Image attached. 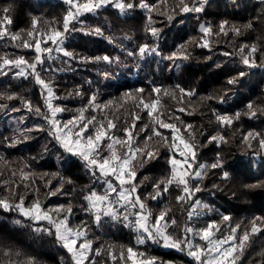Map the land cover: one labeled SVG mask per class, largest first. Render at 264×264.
Masks as SVG:
<instances>
[{
    "label": "trees",
    "instance_id": "1",
    "mask_svg": "<svg viewBox=\"0 0 264 264\" xmlns=\"http://www.w3.org/2000/svg\"><path fill=\"white\" fill-rule=\"evenodd\" d=\"M149 2L156 5L151 13L137 9L129 16H120L111 7L100 9L95 14L85 13L80 17L83 23H75V27L83 31L70 32L61 45L67 51L84 56L109 54L113 57L111 63L72 61L56 51L51 58L45 54V64L38 66V70L46 81L52 82L55 93L53 105L66 109L59 112V120L63 123L77 116L78 110L88 106L89 98L95 95L97 103L113 101V104L103 110L89 107L85 115H95L97 120L104 119L105 123L113 120L117 124L113 134L121 138L124 136L122 129L130 127L134 116H139L140 119L135 121L136 132L139 133L136 143L144 146L146 133L139 130L157 125L147 110L136 107L124 93H135V90L143 88L147 100L151 98L153 88H161L160 118L175 124L186 140L191 137L189 132H185V125H192L190 131L200 145L193 169L201 171L202 178L193 179L191 183L199 185L202 191L195 193L187 203H182L176 199L181 194L179 189L172 185L156 200H145L148 210L153 217L165 209L170 210L169 218H174L177 223L168 231L177 237L185 235L183 229L186 226L199 229L211 221L219 223L223 215L230 216L231 221L220 223L222 231L217 232L214 238H220L222 234L226 236L229 226L240 224L242 228L250 227L249 222L254 217H264V149L255 140L248 147L243 142V136L249 131L264 134V66L250 68L242 64L241 58L247 54V49L243 54L239 49L245 45H256L260 50L253 54V58L257 65L264 63V0H205L201 12L176 14L171 11L176 0ZM9 4L13 6L10 13L13 23L8 28L10 32L19 34L20 39L12 40L10 36L0 38V57H24L31 62L36 53L22 44L24 40L32 42V37L27 35L32 18L41 21L37 30L43 33L50 27H60L69 5L64 0H0V10ZM162 11L172 15L173 19L169 21L167 15L160 14ZM149 15L152 27L160 30L158 37H152L146 31ZM221 21L240 27L241 34L229 31L227 35H211L206 38L208 47L197 46V42H204L200 25H211L213 32L218 33ZM249 23L251 28L243 27ZM96 27L103 29V36L87 34L89 29ZM36 39L40 36L37 35ZM144 43L158 47L160 55L143 58L138 54L128 55L129 51L136 52L138 46ZM181 45L190 53L189 59L166 58L173 53L183 55ZM42 46L56 47L51 42ZM225 52L230 55L225 56ZM18 71L15 68L0 71V104L7 105V109L0 108V198L23 195L26 204L38 199L46 209L70 204L73 209L71 225L75 227L81 222L87 225L88 239L93 241V252L89 254L93 264H123L119 260L112 261L107 254L108 251L118 254L122 246L143 252L146 257L157 258V264H196L186 254V248L177 251L152 241L138 244L137 236L142 233L126 227L122 219L103 217L100 223L94 222L92 215L83 210L86 206L83 197L93 187L88 170L81 160L65 152L48 135L49 124L43 116L29 111L22 103V100H30L34 107L40 106L43 113L50 115L45 104V90L35 83L31 75L18 76ZM240 71L246 75L229 85L227 80L238 76ZM177 84L185 89H195V95L178 102ZM77 91L81 94L76 95ZM165 91L170 94L165 95ZM9 95L19 98L8 100ZM221 97L224 98L223 103L220 102ZM249 103L258 113L252 118L246 114ZM181 107L185 108L184 112L178 110ZM237 112L242 115L230 126H223L216 119V114L234 116ZM39 127L45 131H37ZM159 130L171 141V129ZM212 136H223L224 141L209 143ZM146 146L151 151H157L159 158L146 161L138 158L135 161L136 179L143 182L138 188L142 198L153 193V184L168 175V157L173 154L160 137H154ZM45 147L47 151H44ZM117 148L123 151L119 146ZM176 156L180 158L178 150ZM217 158L223 169L207 167ZM197 165L206 167L199 169ZM223 171L230 174V179L222 178ZM22 173L28 174L27 180L21 179ZM213 185H219V189ZM244 185L255 187L244 188ZM6 188H10L11 193ZM57 188L62 189V193L49 195ZM95 188L98 192L103 191L98 184ZM196 199L201 201V205L196 206V213L189 218L190 205ZM17 219L24 218L15 211L0 208V264H15L29 256L35 257L38 264H73L71 255L54 236L37 234L29 227L16 225L13 221ZM39 224L46 225V222ZM35 226L38 225L33 224ZM187 235L194 244L205 243L198 236ZM97 248L101 249L99 256L95 255ZM261 253H264V235L258 234L240 264H264Z\"/></svg>",
    "mask_w": 264,
    "mask_h": 264
},
{
    "label": "snow or ice",
    "instance_id": "2",
    "mask_svg": "<svg viewBox=\"0 0 264 264\" xmlns=\"http://www.w3.org/2000/svg\"><path fill=\"white\" fill-rule=\"evenodd\" d=\"M69 5L66 14L60 22V27H50L45 32L41 33L37 30V25L41 23L36 17L32 18L31 30L27 32L29 37H32V42L27 40L23 41L22 46L24 48L34 49L36 56L33 61H29L24 57L8 58L6 56L0 57V71L15 68L19 71L16 73L18 76L31 75L35 83L41 86L45 90V104L50 112L45 114L40 106H33L30 100H22V103L28 108L29 111H34L37 115H42L49 124L48 135L51 136L65 152L77 157L84 163L85 168L88 170L93 187H91L88 193L83 197L86 202L84 211L90 213L94 219V222L100 223L103 217H110L114 220L122 219L125 222V226L133 228L136 232L142 233L137 236V243L144 244L147 241L161 244L166 248H175L179 251L187 249V255L192 257L196 264H240L246 251L253 242V238L258 234L264 235V217H254L250 222V227L242 228L240 224L235 226H229L228 234L220 238H214L217 232H221L219 226L220 223L231 221V217L223 215L221 221H211L202 228L196 229L190 226H186L183 231L185 235L177 237L168 231V228L172 225H176L177 221L174 218H169L168 212L170 210L165 209L158 215L154 216L148 210L146 199L156 200L163 192H167L172 185H175L179 189L180 195L176 197L178 202L187 203L195 193L202 191L199 185H193L191 181L193 179L202 178V172L193 169V164L197 160V151L200 147L195 142V137L191 133L192 125H185V132H189L190 139L186 140L181 134V130L176 127L175 124L166 122L160 118L159 106L161 104L160 94L161 88H153L150 94V99H145L144 89L140 88L135 90V93H124L125 97L133 100L134 104L138 108L147 110V114L152 117L153 122L157 127L149 128L145 126L141 128L140 132H145L144 137L145 145L141 146L136 143L137 136L135 121L140 119L139 116H134L133 123L130 127L122 129L123 138L117 137L113 134V130L117 129V124L113 120L104 119L97 120L95 115L86 116L85 112L89 107L103 110L109 108L113 101H108L105 104L97 103L95 95L89 98L88 106L79 109V114L72 119L61 123L55 117L56 114L66 109L59 106H53L50 102L55 98L52 82L46 81L41 75V71L38 70V66L43 67L45 64V54H48V58H51L53 51L62 52L65 57L72 61H79L83 63H99L107 62L111 63L113 57L109 54L100 56H84L79 53L67 51L61 45L67 34L72 31H83V29H77L75 23H83L80 17L84 13H97L98 10L111 7L117 10L120 16H129L137 9L146 10L151 13L156 5L149 2V0H85L80 3L79 0H64ZM205 0H176L171 11L173 14L179 13H191L201 12L202 6ZM13 11L11 4L3 7L0 10V38L8 37L12 40L20 39V35L10 32L8 25L13 23V18L10 13ZM161 15H167L166 12H160ZM169 21L173 19L172 15H167ZM152 18L149 15L147 17L146 31H148L152 37H158L159 29L152 27ZM219 32L214 33L211 25H200V31L204 34L201 38L203 43L197 42L199 47H208L207 37L211 35L224 34L227 35L229 31L235 35H240L242 29L235 25H230L228 21H221L219 24ZM244 28H251L249 23L243 26ZM87 34L103 36L104 31L101 27L89 29ZM39 35L40 39H36ZM46 37V39H45ZM51 42L52 45H56L55 49L47 45ZM247 49V54L242 55L241 63L248 67L264 66V63L257 65L253 54L260 49L256 45L242 46L239 51L243 54ZM180 50L183 55H177L173 53L166 57L169 60L182 59L187 60L190 58V53L185 49L184 45L180 46ZM139 55L141 58L147 55H160L158 47L148 43H144L138 46L136 52L129 51V56ZM225 56L230 53L225 52ZM47 70V69H45ZM244 71H240L238 76L230 77L227 80L229 85H233L237 82L239 77L245 76ZM176 89L179 91L178 102H183L184 97H192L195 95V89H185L179 84L176 85ZM76 95L81 93L77 91ZM165 95H169L167 91ZM69 96L73 93H68ZM16 95H9L8 100L18 99ZM173 98H176L175 96ZM220 102H224V98H220ZM250 118L257 116V110L254 109L252 103L247 106ZM0 108L7 109V105L0 104ZM19 111L20 109H13ZM180 112H184L185 108L178 109ZM191 114V113H189ZM242 113L237 112L234 116L219 115L216 114L217 121L223 126H230L234 120H238ZM159 129H171L172 138L168 141V138L163 135ZM37 131H45L43 127L36 129ZM151 135H147L148 132ZM154 137H160L168 144L169 151L173 154L168 157V163L170 165L168 175L163 177L158 183L153 184V193H149L148 197H143L138 194V188L143 183L138 181L135 161L139 158L141 161L149 159H158V152L148 149L147 142L153 140ZM257 141L260 148L264 149V134L255 131H249L243 136V142L251 147V141ZM178 141V143H177ZM216 141H224L223 136H212L209 138V143ZM117 146L123 149L119 151ZM182 146V147H181ZM176 150L179 151V159L176 156ZM44 151H47L45 147ZM35 159V158H33ZM199 169H204L205 165H197ZM213 169H223V164L217 158V160L208 165ZM189 169H192L191 171ZM222 178L230 179V174L227 171L222 172ZM22 180L28 179L27 173L21 174ZM147 177H145V180ZM50 183V182H49ZM100 185L103 189L102 192H98L95 185ZM214 188L219 189V185H213ZM244 188L255 187V185H244ZM6 191L11 193L10 188H6ZM62 193V189L57 188L56 191L50 192L49 195H57ZM115 196V199H113ZM13 199L15 202H13ZM201 205V201L196 199L192 201L190 205L188 216L191 218L196 213V206ZM203 207H208L203 205ZM0 208L5 211H15L23 220L17 219L13 223L21 227H29L37 234L45 233L49 236H54L59 245L66 249L71 255L73 264H93V260L89 258V254L93 252V241L88 239L87 225L81 222L80 225L73 227L71 225L70 216L72 215V206L61 204L55 208H45L42 206L38 199L33 200L30 204H26V197L23 195H16L15 197L9 196L0 198ZM25 221L28 223L25 224ZM46 222V225H40L39 222ZM33 224L38 226L33 227ZM240 233L239 235L237 233ZM188 233L198 236L200 240L204 241L203 245L194 244L192 239L187 235ZM8 253H5L7 255ZM108 256L112 261H121L123 264H157V258L146 257L143 252H137L132 247L124 248L122 246L121 251L117 254L113 251H108ZM20 256V253H16ZM95 255H101V249H95ZM264 255V253H261ZM15 264H38L35 257H24L22 260H18Z\"/></svg>",
    "mask_w": 264,
    "mask_h": 264
},
{
    "label": "rangeland",
    "instance_id": "3",
    "mask_svg": "<svg viewBox=\"0 0 264 264\" xmlns=\"http://www.w3.org/2000/svg\"><path fill=\"white\" fill-rule=\"evenodd\" d=\"M84 14H85V13H84ZM53 52H54V51H53ZM53 52H52V53H53ZM56 52H57V51H56ZM52 100H53V99H51V101H50V102H51V103H52V105H53V101H52ZM53 106H54V105H53ZM58 114H59V113H57V114H56V117H55V118H56L58 121H60V120H59V117H58ZM13 120L15 121V119H14V118H13ZM60 122H61V121H60ZM61 123H62V122H61ZM113 199H115V196H113ZM174 249H175V248H174ZM176 250H177V249H176ZM186 250H187V249H186ZM177 251H179V250H177Z\"/></svg>",
    "mask_w": 264,
    "mask_h": 264
}]
</instances>
